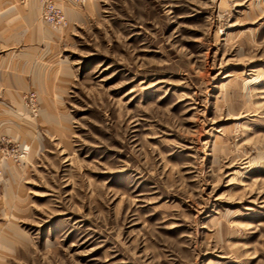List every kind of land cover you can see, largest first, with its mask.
<instances>
[{"label":"rangeland","instance_id":"1","mask_svg":"<svg viewBox=\"0 0 264 264\" xmlns=\"http://www.w3.org/2000/svg\"><path fill=\"white\" fill-rule=\"evenodd\" d=\"M53 1L0 0V264H264V0Z\"/></svg>","mask_w":264,"mask_h":264},{"label":"built area","instance_id":"2","mask_svg":"<svg viewBox=\"0 0 264 264\" xmlns=\"http://www.w3.org/2000/svg\"><path fill=\"white\" fill-rule=\"evenodd\" d=\"M75 6H83L87 0H63ZM40 19L42 22L49 25L54 30H63L68 26L66 14L64 10L57 6L53 0H40ZM32 98L35 97L33 93ZM23 155H26L25 146L22 148ZM24 157V156H22ZM2 154L0 155V164L2 161Z\"/></svg>","mask_w":264,"mask_h":264},{"label":"crops","instance_id":"3","mask_svg":"<svg viewBox=\"0 0 264 264\" xmlns=\"http://www.w3.org/2000/svg\"><path fill=\"white\" fill-rule=\"evenodd\" d=\"M72 17L73 16H71L70 18H72ZM42 23H44V22H42ZM44 24H46V23H44ZM53 63L54 64H52L51 66L53 68H57L58 67L57 61H55ZM60 71H63V73L61 75L58 74V73H60ZM56 72H58L56 74V76H58V78H57L58 81L55 79V76H54L55 74L52 71L49 73L50 74L49 81L51 82V86H50L49 89H47L46 91H44V96H45L46 99H48V98L51 99V98H60V97H62L63 93L66 90V87H67L68 83L71 81L70 74H69V72L65 68H64V70H62V69H60L58 71L56 70ZM54 81H57L55 88H54ZM2 111H3L2 110V106L0 105V124H1L2 114H3Z\"/></svg>","mask_w":264,"mask_h":264},{"label":"bare ground","instance_id":"4","mask_svg":"<svg viewBox=\"0 0 264 264\" xmlns=\"http://www.w3.org/2000/svg\"><path fill=\"white\" fill-rule=\"evenodd\" d=\"M68 27V26H67Z\"/></svg>","mask_w":264,"mask_h":264}]
</instances>
